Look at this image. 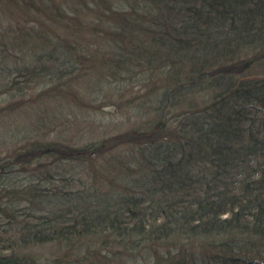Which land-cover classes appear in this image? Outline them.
I'll use <instances>...</instances> for the list:
<instances>
[{"label": "trees", "instance_id": "obj_1", "mask_svg": "<svg viewBox=\"0 0 264 264\" xmlns=\"http://www.w3.org/2000/svg\"><path fill=\"white\" fill-rule=\"evenodd\" d=\"M17 97L1 118L37 107L40 128L49 102L78 118L89 98L133 124L13 136L0 264H264V0H0Z\"/></svg>", "mask_w": 264, "mask_h": 264}, {"label": "rangeland", "instance_id": "obj_2", "mask_svg": "<svg viewBox=\"0 0 264 264\" xmlns=\"http://www.w3.org/2000/svg\"><path fill=\"white\" fill-rule=\"evenodd\" d=\"M95 48V47H93ZM31 93L37 94L35 91L28 92V96L31 95ZM85 93H82L79 95V98L82 99L85 95ZM6 98V97H4ZM4 98H0V107L7 106L9 103L18 102L19 98L11 99V101L5 100ZM29 98V97H28ZM57 98L56 100H58ZM23 98H21L20 103H22ZM88 105H85L83 109L84 113L80 111V113L84 115H79L78 118H74V114H70L71 109H69V106L67 104H58V101H52L49 102L47 107H42L46 113H44L45 118L47 120L46 125H43L42 127H38V125H34L31 123V119H35L37 114L33 115V111H36L38 113L37 107L32 108H26L21 112V109L18 110L20 113L17 115H12V117H6L1 118L0 117V158L4 157V155L7 153V151H13L17 146H19V149L22 150L21 146L24 144L22 142L23 140H17L14 139V137H17L18 133L25 130L26 133L32 132L28 131V128L33 129V135L40 137V138H47V139H54L57 136L60 137L61 140L68 141L71 144H79V141L82 142H88L89 140H93L94 138H98V135L106 134L105 130H112L111 126V119L114 117L113 123H121V122H128L130 121L127 119L125 115L118 112L117 106L108 104V102L105 101H92L88 98L87 100ZM63 106V107H62ZM86 107V108H85ZM40 107V111L45 112ZM97 108L96 111L93 109ZM17 110V109H16ZM26 110V111H25ZM38 110V111H37ZM79 113V110H77ZM86 111H88L86 113ZM26 113V121L23 118V115ZM87 114H94L93 118L96 119L97 124L96 125H90L93 127L92 129H87L86 125H89L86 120L88 119ZM30 116V117H29ZM49 120V121H48ZM67 122V123H66ZM72 125V127H66V125ZM109 124V126H108ZM130 124H133L130 121ZM116 133L115 131H111L110 134ZM9 136H12L10 138H7ZM7 141V143H6ZM4 143H6L4 145ZM27 143V140H26ZM18 149V150H19ZM53 251H58L56 248H53L52 251L50 250H34V255H41L45 254L48 255L49 253ZM59 252V251H58Z\"/></svg>", "mask_w": 264, "mask_h": 264}]
</instances>
